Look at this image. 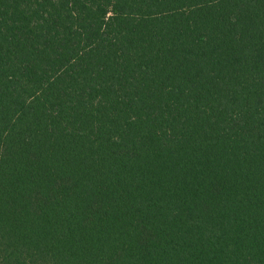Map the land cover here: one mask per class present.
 Returning <instances> with one entry per match:
<instances>
[{
	"label": "trees",
	"instance_id": "trees-1",
	"mask_svg": "<svg viewBox=\"0 0 264 264\" xmlns=\"http://www.w3.org/2000/svg\"><path fill=\"white\" fill-rule=\"evenodd\" d=\"M0 264H264V0H0Z\"/></svg>",
	"mask_w": 264,
	"mask_h": 264
}]
</instances>
